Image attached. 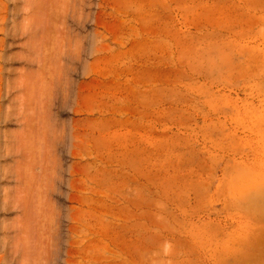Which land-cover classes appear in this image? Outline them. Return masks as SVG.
Returning <instances> with one entry per match:
<instances>
[{"label":"rangeland","instance_id":"1","mask_svg":"<svg viewBox=\"0 0 264 264\" xmlns=\"http://www.w3.org/2000/svg\"><path fill=\"white\" fill-rule=\"evenodd\" d=\"M0 264H264V0H0Z\"/></svg>","mask_w":264,"mask_h":264}]
</instances>
